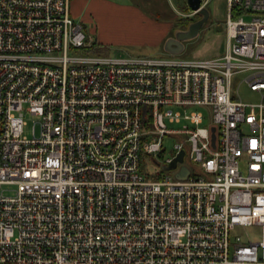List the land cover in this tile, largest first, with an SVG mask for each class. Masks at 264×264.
Instances as JSON below:
<instances>
[{"label": "built area", "instance_id": "1", "mask_svg": "<svg viewBox=\"0 0 264 264\" xmlns=\"http://www.w3.org/2000/svg\"><path fill=\"white\" fill-rule=\"evenodd\" d=\"M69 4L0 0V264H264V0H226L223 53L192 58L74 53ZM176 131L196 170L144 178Z\"/></svg>", "mask_w": 264, "mask_h": 264}, {"label": "rangeland", "instance_id": "2", "mask_svg": "<svg viewBox=\"0 0 264 264\" xmlns=\"http://www.w3.org/2000/svg\"><path fill=\"white\" fill-rule=\"evenodd\" d=\"M116 2H121L131 7L139 8L147 17L153 20L170 19L173 22V27L169 31V35L174 34L178 28H184L188 22L195 18L194 15H184L191 11L186 0H113ZM203 1V0H202ZM207 6L211 11H217L221 18H214L211 14L210 22L207 21L200 28L196 36L185 39L183 48L176 52L175 54H170L165 51L166 38L159 45H150L145 42V35L140 34L139 22L133 17L131 12L120 11L116 15L103 16L100 19L94 18L91 22H83L82 29L88 34L93 41L92 50L89 54L98 55H112L116 57H126V56H162V57H174V58H192L195 57V49L197 47H210L211 43H215L221 50L211 53L204 57H211L216 54L223 53L226 44V24L225 18L227 15L226 5L224 7L223 0H209ZM182 14V15H181ZM223 16V17H222ZM249 15H245L244 19H249ZM91 27L95 29L91 30ZM99 39L98 41L96 38ZM221 43V44H220ZM214 48V47H213ZM210 49V48H209ZM213 51V49H212ZM74 53H86L83 49H78ZM246 73H236L232 78V96L237 95L235 93V88L237 87L238 96L245 102H256L258 95L248 89L246 84L242 81ZM174 108L172 105H166L165 108ZM197 109L201 110L204 114V119L201 125L210 126L211 122V110L209 106L206 105H190L187 106V111ZM28 122H31L29 116ZM164 122L168 128H181L183 124L188 126H193L188 122V120L181 119L179 122H170L166 117H164ZM28 131V127L25 130ZM158 133L150 132L149 136H144L143 140L149 141L156 138ZM188 136L184 132H169L165 133L161 139V151L156 154H149L143 149L139 152V173L146 179H160L165 176L175 177V173L179 169L181 163L188 165L192 171L196 170L197 165L191 162L187 158V150L189 148V142L186 140ZM176 142H181L182 146L185 148L186 153L184 154L183 161L178 162L176 166L170 168H162L163 160L167 157H171L174 152V144ZM235 234L242 237L251 236L255 237L258 228L256 226L248 227H237L235 229Z\"/></svg>", "mask_w": 264, "mask_h": 264}, {"label": "crops", "instance_id": "3", "mask_svg": "<svg viewBox=\"0 0 264 264\" xmlns=\"http://www.w3.org/2000/svg\"><path fill=\"white\" fill-rule=\"evenodd\" d=\"M223 1L225 7L226 0ZM208 2L209 0H203V1L201 0V4H203L209 9V7L207 6ZM123 9L124 11H127L126 13L131 12L133 16L131 18L139 22L140 34L145 35L144 38L146 39L145 42L147 44L159 45L164 38L173 35V34L169 35V31L173 28L175 29V27H173L172 20L170 19L153 20L147 17L139 8L131 7L121 2H116L113 0H70V4H69L70 15L72 16L73 20L76 23H80L81 26L83 22L86 21L91 22L92 20H94L95 17L100 19L103 16L108 17L111 14L116 15V13L123 11ZM211 14L214 16V18H221V15H219L216 10L211 11L209 9V18H208L209 22L211 19ZM91 30L94 31L95 29L91 27ZM96 40L98 41L99 39L96 38ZM221 48L222 47L215 45V43H211L210 47L209 46L202 47L203 50H201V47H197L194 51L195 57H204L205 55L201 56V54L203 55L205 53L206 56L210 55L211 53L214 54V52L221 50ZM168 53L175 54L171 52Z\"/></svg>", "mask_w": 264, "mask_h": 264}, {"label": "water", "instance_id": "4", "mask_svg": "<svg viewBox=\"0 0 264 264\" xmlns=\"http://www.w3.org/2000/svg\"><path fill=\"white\" fill-rule=\"evenodd\" d=\"M190 9L195 10L196 12L201 14V17L191 20L188 22L186 27L177 29L174 34L166 40L165 50L171 53H176L181 50L184 46L182 40L190 39L197 35L200 28L203 24L208 21L209 18V9L201 4V0H186ZM214 128L211 127V140L214 142ZM183 155V150H180L177 156L172 160L170 164L162 166V168H170L174 167L176 161H181ZM188 173V168L186 165H181L179 170L175 173V176L178 178H184Z\"/></svg>", "mask_w": 264, "mask_h": 264}, {"label": "flooded vegetation", "instance_id": "5", "mask_svg": "<svg viewBox=\"0 0 264 264\" xmlns=\"http://www.w3.org/2000/svg\"><path fill=\"white\" fill-rule=\"evenodd\" d=\"M194 16H195V18L194 19H192V20H195V19H197V18H199V17H201V14L200 13H198V12H196L195 14H194ZM207 22V21H206ZM186 27V26H185ZM182 42H184V40H182Z\"/></svg>", "mask_w": 264, "mask_h": 264}, {"label": "trees", "instance_id": "6", "mask_svg": "<svg viewBox=\"0 0 264 264\" xmlns=\"http://www.w3.org/2000/svg\"><path fill=\"white\" fill-rule=\"evenodd\" d=\"M91 48H92V47H91ZM91 48L86 49V50L83 49V51H84V52H89L90 50H92Z\"/></svg>", "mask_w": 264, "mask_h": 264}]
</instances>
